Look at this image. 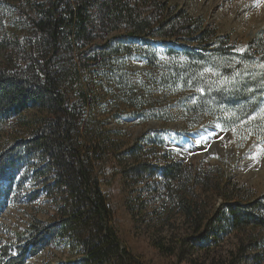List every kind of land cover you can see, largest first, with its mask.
<instances>
[{"label": "trees", "instance_id": "obj_1", "mask_svg": "<svg viewBox=\"0 0 264 264\" xmlns=\"http://www.w3.org/2000/svg\"><path fill=\"white\" fill-rule=\"evenodd\" d=\"M16 1L0 0V52L4 55L0 131L5 132L0 136V213L9 204H20L19 193L31 182L36 189L25 195L28 202L39 200L43 193L51 200L56 218L44 222L32 217L23 231L0 241V264H26L28 258L58 244L72 249L76 257L56 264H142L116 236L106 197L92 175L91 162L103 159L116 163L122 191L128 197L126 207L134 220L137 214L145 218L150 213L141 215V207L135 212L127 188L133 185L148 191L147 201L154 203L152 218L160 221L158 229L153 227L158 236L151 244L160 254L175 255L163 230L172 227L178 215L182 230L189 234L180 241H191V249L205 251L213 241L218 244L222 236L236 232L246 237L236 241L237 253H231L234 260L249 250L260 251L262 256L264 195L253 196L250 189L224 173L219 178L220 167L205 168L171 159L166 153L153 154L152 147L140 140L120 151L121 144L101 120L88 129L95 108L109 103L119 115L122 108H139L143 102L125 69V56L135 50L131 45L114 44L119 37L110 34L123 28L124 36L134 39L172 38L176 36L173 31L158 32L168 23L163 20L156 29L145 25L147 16L142 17L136 0ZM176 22L177 34L191 29L188 39L199 50L186 46L190 51L183 61L169 71L164 68L159 82L195 90L196 99L189 107L194 114L213 117L214 110L224 106L232 111L229 126L248 119L264 93V76H247L230 87L221 64L228 55L225 40L204 30L199 21L190 23L180 17ZM247 43V51L240 55L242 65L264 52V32ZM148 64H153L151 59ZM205 66H212L216 75L204 78L199 70ZM145 74L150 78V71ZM255 124L257 120H249L242 130L254 134ZM257 128L261 132L255 136L264 137V123ZM209 196L221 199L218 208L212 209L206 200ZM187 260L188 264H203L198 257Z\"/></svg>", "mask_w": 264, "mask_h": 264}, {"label": "rangeland", "instance_id": "obj_2", "mask_svg": "<svg viewBox=\"0 0 264 264\" xmlns=\"http://www.w3.org/2000/svg\"><path fill=\"white\" fill-rule=\"evenodd\" d=\"M10 4H18L16 0H5ZM136 7L143 13L142 17L147 16L149 27L157 28L159 22L168 23L158 32H174L176 36L172 38L156 37L130 38L125 37L126 30L117 29L110 35L114 34L119 37L114 40V44L119 42L121 45H131L134 54L125 56V69L128 73V80L134 84L142 95V105L139 108H122V114L116 115L115 108L109 103L105 107L94 110L95 118L90 120L88 129L95 126L97 120L103 121L105 127L112 131L113 139H117L120 145V151L129 147L133 142L141 141L145 147H152L153 154L166 153L171 159L179 160V157H188L185 163L193 165H202L205 168L220 167V173H216L219 178L224 173L230 177L231 181L250 189L251 194L255 197L264 195V137L259 138L260 133L257 127L264 123V93L262 94L255 111L248 119L239 122L235 126H229L232 121V111L227 110L224 106H219L214 110L216 115L194 114V110L189 107L194 104L196 91L183 89L180 85H164L159 82L160 74L164 68L169 71L176 66L179 60L183 61V56L190 51L187 47L195 50L199 48L191 42L189 32L182 29L177 34L178 28H174L178 18L188 19L189 22L199 21L202 28L214 37L223 38L226 42L225 48L228 55L221 60L225 69L222 71L224 79L230 87H236L240 79L248 77L264 76V52L254 54L250 61L240 64L243 60L240 55L247 51V42L254 38L259 32H264V0H136ZM176 20V21H175ZM173 25V26H171ZM171 26V27H170ZM190 28V26H189ZM157 31L154 32V34ZM256 49H252L254 52ZM171 52V54H170ZM145 53V56H144ZM143 54V55H142ZM3 54L0 52V64L3 61ZM151 59L152 65L148 64ZM216 65V64H215ZM201 67V66H198ZM212 67V66H211ZM211 67L205 66L200 68L199 72L204 78L216 75ZM209 70V71H206ZM150 71L151 76L148 78L145 72ZM221 73V75H222ZM261 79V78H260ZM221 84L224 83L221 80ZM72 97L71 94H68ZM32 112L28 113L30 117ZM146 116H152L143 120ZM255 116V119L251 117ZM196 118L199 123L191 126ZM257 120L254 134L242 130V126L247 121ZM155 121V122H154ZM151 124L150 128L148 123ZM217 125L224 132L230 135L229 145L232 152L224 151L222 154L210 156L219 149L217 138L208 135L206 138L193 145L185 144L182 138L185 133ZM85 134V133H84ZM193 135V134H192ZM191 135V136H192ZM0 136H5V132L0 131ZM186 136V135H185ZM149 138L150 140L146 139ZM81 138H84L82 136ZM79 142L82 143V139ZM180 143L177 146L175 143ZM183 146V149H181ZM179 149V151H177ZM194 151V153H192ZM155 156V155H154ZM162 162V160H155ZM92 175L96 178L99 188L105 195L107 204L111 210V225L116 236L120 239L128 252L137 257L142 264H188V258L198 257L203 264H264V254L258 255L260 251L249 250L244 254L237 255L235 260L231 253L236 254L238 245L236 241L246 236L233 233L229 237L222 236L221 241L212 246L202 249H191V241H180L184 237H189L188 232L184 233L179 223L178 215H175V223L172 227L163 230L166 236L167 244L175 249V255H162L152 247V241L158 236L152 232L153 227L159 228L160 221L152 218L154 203L147 201L149 194L147 190L142 192L136 189V186L127 188V192L132 200V205L136 208H143L141 215L149 216L142 218L136 215V220L132 217L126 207L127 193H123L120 175L117 173L118 167L111 159L100 161L93 160ZM117 173V174H116ZM214 174V176L216 175ZM25 190L19 193L20 204H9L0 213V241L11 239L14 232L23 231L32 217L44 222H52L56 218V210L51 200L42 193L40 199L34 202H28V197L33 190V184L27 182L24 185ZM141 192V201L135 200ZM206 200L213 208H218L221 199L209 196ZM142 202L146 203V210ZM141 217V219L139 218ZM145 219H148L146 221ZM146 221V222H142ZM263 234V233H262ZM264 235V234H263ZM261 238V235H258ZM264 238V237H263ZM262 240V239H261ZM245 244V243H244ZM210 248V249H209ZM76 253L64 246L63 244L54 245L44 250L35 257L27 259L26 264H56L60 261L75 258ZM231 257V259H230Z\"/></svg>", "mask_w": 264, "mask_h": 264}, {"label": "bare ground", "instance_id": "obj_3", "mask_svg": "<svg viewBox=\"0 0 264 264\" xmlns=\"http://www.w3.org/2000/svg\"><path fill=\"white\" fill-rule=\"evenodd\" d=\"M193 135L188 136L184 135L182 138H184L182 141L184 142V146L186 147V143H192L193 145L197 144L201 138H206L208 135L212 137H216L219 144L221 143V146L217 151H215L213 154H210V156H214L215 154L219 155L222 154L224 151H230L231 152V146L229 145V139L230 135L227 132H224L220 129L217 125L208 126L199 130H196L192 133ZM183 149V146L182 148Z\"/></svg>", "mask_w": 264, "mask_h": 264}, {"label": "water", "instance_id": "obj_4", "mask_svg": "<svg viewBox=\"0 0 264 264\" xmlns=\"http://www.w3.org/2000/svg\"><path fill=\"white\" fill-rule=\"evenodd\" d=\"M154 122H155V121H154ZM154 122H150V123H148V127L150 128L151 124L154 123ZM192 133H193V132L185 133V135L190 136V135H192ZM180 143H181V141H180L179 143H175V144H177V146H180ZM177 151H179V149H178ZM231 152H232V150H231ZM231 152H228V153H231ZM192 153H194V151H193ZM192 157H194V155L191 154V155L188 156V157H181V158L179 157V160H180V161H187V160H188L187 158H192Z\"/></svg>", "mask_w": 264, "mask_h": 264}, {"label": "snow or ice", "instance_id": "obj_5", "mask_svg": "<svg viewBox=\"0 0 264 264\" xmlns=\"http://www.w3.org/2000/svg\"><path fill=\"white\" fill-rule=\"evenodd\" d=\"M261 66L264 67V64H262ZM206 71H209V70H206ZM200 91H201V93H203L204 90L201 89ZM262 111H264V110H262ZM251 118H252V119H255V116H253V117H251Z\"/></svg>", "mask_w": 264, "mask_h": 264}]
</instances>
